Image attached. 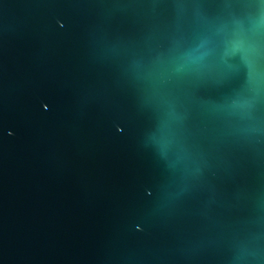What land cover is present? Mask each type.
I'll return each mask as SVG.
<instances>
[{"label": "water", "instance_id": "water-1", "mask_svg": "<svg viewBox=\"0 0 264 264\" xmlns=\"http://www.w3.org/2000/svg\"><path fill=\"white\" fill-rule=\"evenodd\" d=\"M0 264H264V0H0Z\"/></svg>", "mask_w": 264, "mask_h": 264}]
</instances>
